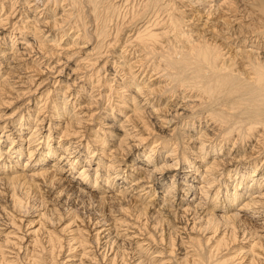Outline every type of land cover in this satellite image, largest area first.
Wrapping results in <instances>:
<instances>
[{
  "label": "bare ground",
  "instance_id": "bare-ground-1",
  "mask_svg": "<svg viewBox=\"0 0 264 264\" xmlns=\"http://www.w3.org/2000/svg\"><path fill=\"white\" fill-rule=\"evenodd\" d=\"M0 200V264H264V0H0Z\"/></svg>",
  "mask_w": 264,
  "mask_h": 264
},
{
  "label": "rangeland",
  "instance_id": "rangeland-1",
  "mask_svg": "<svg viewBox=\"0 0 264 264\" xmlns=\"http://www.w3.org/2000/svg\"><path fill=\"white\" fill-rule=\"evenodd\" d=\"M71 31V30H70ZM64 40H66V36L63 38V41ZM63 43H65V42H63ZM131 160H129L128 162H130ZM128 169V168H127ZM129 180V179H128ZM122 184V183H121ZM27 192H23V191H18V193L16 194V196L17 197H19V199L22 201V202H24V204L26 203V213H24V212H22V214L21 215H23V216H20V215H18L17 213H14V211L12 212L11 211V213H13V214H16V218H17V221H18V219H22L23 220V223L24 224H26L29 220H32V219H35V220H37V216L36 215H38V213H39V211H40V207H41V205H40V203H41V201H40V196H41V194H35V193H33V191L31 190V192H29V194H27ZM29 195V196H28ZM3 204V206H6L5 205V202L4 201H2V200H0V212H1V205ZM43 207V206H42ZM9 211L11 210L10 208H7ZM72 210L75 212V210H76V212L74 213V214H79L78 216H79V219H82V218H85V219H87V218H90V219H94V218H96V216H98L97 215V213H95L96 211H95V208L93 209V210H89L88 208L86 209V207H83V206H80V205H78V206H74L73 208H72ZM30 211V212H29ZM61 211V210H60ZM27 212H28V214H27ZM54 215V214H53ZM52 215V217H55V215L53 216ZM5 217H1L0 216V223H2V221L4 220V222H6V218L4 219ZM3 219V220H2ZM69 217H67V218H62V220H59V219H55V221H52V226H49V228L51 229V230H54V231H56L57 233H58V230L62 227V226H65V225H67L68 223L67 222H69ZM62 221V222H61ZM22 223V224H23ZM19 224V223H18ZM34 225V224H33ZM12 228H10V230H11ZM59 234V233H58ZM66 235V234H65ZM64 235V236H65ZM116 245V244H115ZM155 248V247H154Z\"/></svg>",
  "mask_w": 264,
  "mask_h": 264
}]
</instances>
